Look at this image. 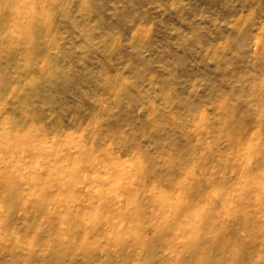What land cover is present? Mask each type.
<instances>
[{
	"label": "rangeland",
	"instance_id": "374dc122",
	"mask_svg": "<svg viewBox=\"0 0 264 264\" xmlns=\"http://www.w3.org/2000/svg\"><path fill=\"white\" fill-rule=\"evenodd\" d=\"M0 264H264V0H0Z\"/></svg>",
	"mask_w": 264,
	"mask_h": 264
}]
</instances>
